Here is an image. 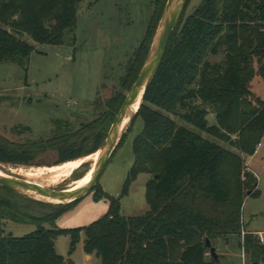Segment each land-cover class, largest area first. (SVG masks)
Wrapping results in <instances>:
<instances>
[{
  "label": "trees",
  "instance_id": "obj_1",
  "mask_svg": "<svg viewBox=\"0 0 264 264\" xmlns=\"http://www.w3.org/2000/svg\"><path fill=\"white\" fill-rule=\"evenodd\" d=\"M81 3L0 0V65L24 68L34 50L27 39L64 45L76 28ZM166 3L153 0L143 43L121 82L126 93L145 62ZM183 13L137 111L142 129L132 142L133 164L119 199L109 197L106 214L88 227L57 230L56 220L77 203L51 205L0 187V264H67L56 254L55 241L69 237L71 254L81 234L84 254L100 264H219L205 261V240L212 246L231 236L239 239L251 264H264V244L245 231L241 218L247 193L259 196L241 156L252 157L264 136V102L249 90L253 64L264 60V0H201L180 27ZM221 50L220 63L207 61ZM258 71L264 81V67ZM125 97L114 95L101 118L71 139L42 144L56 151L54 165L98 152ZM209 114L215 116L214 126L208 124ZM37 154V148H20L0 137V165L28 167ZM141 174L149 176L148 211L123 217L119 201ZM101 197L95 193L94 201ZM4 222L35 231L15 238L4 233Z\"/></svg>",
  "mask_w": 264,
  "mask_h": 264
},
{
  "label": "rangeland",
  "instance_id": "obj_2",
  "mask_svg": "<svg viewBox=\"0 0 264 264\" xmlns=\"http://www.w3.org/2000/svg\"><path fill=\"white\" fill-rule=\"evenodd\" d=\"M200 2L189 0L180 27ZM153 14V0H82L76 28L70 36L66 35L64 45H37L27 39L34 50L24 68L12 64L0 65V137L20 148L38 149L30 166L0 165V172L25 180L13 172L29 167L54 166L58 159L56 151L42 144L62 136L71 139L74 133L101 118L105 102L116 94L126 96L121 82L143 43ZM161 19L151 37L148 53L156 43ZM223 57L221 50L217 56L209 55L207 61L216 64ZM260 66L264 67V60L254 62L255 74L249 83V90L254 98L264 102V81L258 71ZM207 121L210 126L216 124L213 114L207 116ZM58 126L60 130L56 129ZM141 129L142 122L134 119L92 192L62 214L55 222V229L86 228L106 214L109 197L119 199L133 164L132 142ZM203 137L231 150L226 144L205 135ZM241 157L246 173L255 180L254 189L259 192L257 198L250 195L245 198L242 223L246 232L261 233L264 239V136L252 157ZM89 166L90 163L86 164L84 171ZM148 179V175H139L131 184L127 196L120 199L121 216L140 217L148 211L144 197ZM66 188L65 184L51 189ZM95 193L102 196L98 202L94 201ZM3 230L6 235L21 238L33 233L35 227L4 222ZM83 240L81 234L69 254L70 239L61 236L55 241V252L67 264H100L94 256L90 262L84 260ZM238 243L239 239L231 236L212 244L219 264H251ZM205 261H211L208 250Z\"/></svg>",
  "mask_w": 264,
  "mask_h": 264
},
{
  "label": "water",
  "instance_id": "obj_3",
  "mask_svg": "<svg viewBox=\"0 0 264 264\" xmlns=\"http://www.w3.org/2000/svg\"><path fill=\"white\" fill-rule=\"evenodd\" d=\"M187 1L188 0H167L156 43L151 47L135 83L127 93L113 123L110 126L104 144L99 150V158L95 170L87 183L73 190L67 188L56 190L26 180L0 174V187L32 200L51 205H71L78 203L84 197L88 196L96 186L103 169L114 151L117 149L122 137L135 119L145 92L157 71L169 38L186 7ZM135 104H137L135 111L129 116L126 124H124L125 119L130 114ZM82 177L83 176L75 178L74 181H78ZM249 195L250 193L248 192L247 196ZM204 247L209 251L210 257L217 262L218 257L215 248L211 246V243L208 240H205Z\"/></svg>",
  "mask_w": 264,
  "mask_h": 264
},
{
  "label": "bare ground",
  "instance_id": "obj_4",
  "mask_svg": "<svg viewBox=\"0 0 264 264\" xmlns=\"http://www.w3.org/2000/svg\"><path fill=\"white\" fill-rule=\"evenodd\" d=\"M137 104H135V106L132 108L130 114L125 119L124 124H126L129 116L135 111ZM98 158L99 151L90 156L74 161H68L60 165L51 167L41 166L39 168L29 167L28 169H19L13 173L17 174L28 182L42 185L47 188H54L66 184L67 189L73 190L87 183L95 170ZM88 163H90V166L84 171L85 168L83 169V167ZM0 174L3 175L2 172H0ZM79 175L83 177L78 181H74V177Z\"/></svg>",
  "mask_w": 264,
  "mask_h": 264
},
{
  "label": "built area",
  "instance_id": "obj_5",
  "mask_svg": "<svg viewBox=\"0 0 264 264\" xmlns=\"http://www.w3.org/2000/svg\"><path fill=\"white\" fill-rule=\"evenodd\" d=\"M256 237H257L258 242H259L260 244H264V239H263V236H262L261 233L256 234Z\"/></svg>",
  "mask_w": 264,
  "mask_h": 264
},
{
  "label": "crops",
  "instance_id": "obj_6",
  "mask_svg": "<svg viewBox=\"0 0 264 264\" xmlns=\"http://www.w3.org/2000/svg\"><path fill=\"white\" fill-rule=\"evenodd\" d=\"M253 234H258V233H253ZM92 257H93V255H91V256H87V255L84 254V260H85L86 262H90L91 259H92Z\"/></svg>",
  "mask_w": 264,
  "mask_h": 264
}]
</instances>
